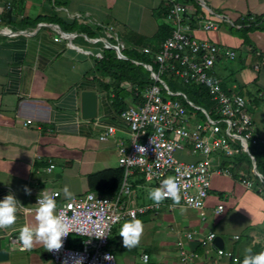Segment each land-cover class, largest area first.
I'll use <instances>...</instances> for the list:
<instances>
[{"label":"crops","instance_id":"1","mask_svg":"<svg viewBox=\"0 0 264 264\" xmlns=\"http://www.w3.org/2000/svg\"><path fill=\"white\" fill-rule=\"evenodd\" d=\"M196 1L200 7L196 15L212 18L218 27L203 31L192 15L188 19L190 31L199 39L235 52L233 59L224 53L214 63L213 71L225 90L250 99L254 130L263 143L264 135L260 134L264 133V0H201L216 15L206 13L202 2ZM165 6L166 0H0V200L11 192L23 206L14 229L0 231L1 247L8 252V258L0 264H56L42 246L21 251L9 241V236L16 235L20 227L34 224V196L41 191L57 190L62 199H67L62 191L65 186L74 195L86 192L87 175L119 166L117 148L120 140L127 143L128 127L111 98L92 79L96 73L95 59L106 48L98 40L105 29L100 26L111 27L117 33L122 49L148 46L154 50L160 44L159 26L167 24L161 13ZM69 12H79L83 18L73 19ZM222 15L234 26L221 20ZM37 17H57L67 25L75 21L78 27L66 32L46 19L33 23ZM250 17L258 23L251 24L247 20ZM240 27L248 29L247 42L234 30ZM85 89L95 90L98 96L97 116L92 119L81 118L80 93ZM27 119L31 122L24 124ZM107 125L115 127V134L102 141L99 135ZM245 153L251 161L249 147ZM230 158L233 157L225 158L224 167L231 175L211 177V190L225 192L222 198L226 199L210 195L205 203V219L198 210L171 202L141 215L169 219L159 221L158 227L165 228L164 231H156L159 238L155 242L160 245L155 248L161 249L162 259L148 256L150 262L180 264L172 252L183 249L200 255L197 264H237L249 247H254V253L264 251V229L259 223L264 219V194L256 190L260 184L252 180L256 177L251 173L252 165L247 160L239 162L238 157ZM48 159L54 164L51 170ZM243 178L252 181L251 188L242 182ZM139 179L143 181L138 182ZM148 182L141 175L130 176L131 191L123 197L126 207L153 203L143 199ZM25 186L31 195L25 194ZM218 204L223 205V211L215 213ZM115 230L118 241L109 248L116 249V255L124 249L115 246L122 241ZM210 231L227 237L230 245L226 248L222 238V249L232 253L236 261L217 256L210 247L212 242L201 247V238ZM122 255L124 260L135 263L132 253L123 251Z\"/></svg>","mask_w":264,"mask_h":264},{"label":"built area","instance_id":"2","mask_svg":"<svg viewBox=\"0 0 264 264\" xmlns=\"http://www.w3.org/2000/svg\"><path fill=\"white\" fill-rule=\"evenodd\" d=\"M166 4L170 5L165 16L170 26V34L160 42L157 50L148 46L135 48L138 52L152 54V62L157 65L156 69L149 63L132 59V62L142 64L148 70L151 84L142 93L144 98L142 103L131 105L118 113L127 124L129 139L127 143L120 140L117 148L118 165L123 169L117 192L113 195H102L86 191L70 199H62L59 191H50L57 194L58 211L63 212L71 229L58 253L47 252L56 264H79L78 260L81 259L82 264H117L115 254L108 248L109 236L113 226L118 223L117 218L122 221L131 218L132 213L137 217L138 214L147 210L154 211L161 206V204L155 206L154 203L135 208L125 206L123 197L131 191L130 176L135 171H138L145 180L152 182L154 188L159 187L162 180L168 177L180 180L183 189L180 204L198 210L200 216L205 219V203L208 190L211 188L212 175H231L222 164L223 158L235 152L231 140L238 141L244 149L262 142L254 130L249 109L250 99L239 92L225 90L213 71L214 63L224 53H227V58L233 59L235 52L194 36L190 31L188 19L192 15L196 17L203 31L215 30L218 24L206 15H196L198 11L189 2L166 0ZM202 5L206 13L216 15L204 5V2ZM6 7L10 8V4ZM67 14L73 19L83 18L79 12ZM84 16L88 14L84 13ZM221 20L234 26L224 15L221 16ZM247 20L251 24L258 23L254 17ZM100 27L105 29L98 36V40L114 49L121 57L122 45L117 33L111 27ZM165 73L173 74L182 83L205 86L214 103L215 117L210 116L206 109L191 102L182 91L170 89L163 79ZM124 87L127 88L126 85ZM130 88L131 85L128 84L127 89ZM107 95L112 97L113 93ZM177 96H181L193 109L200 110L204 118H199L196 113H189ZM30 122L31 120L27 119L24 124ZM114 134L115 127L107 125L99 139L104 141ZM137 144L147 149L144 155L138 153ZM251 160L254 161L253 156ZM53 167L54 164L48 159V170ZM252 172L258 175L262 183L256 187L257 192L264 194V176L255 168H252ZM242 182L247 187H252L251 180L243 178ZM40 193L34 196V203L37 202ZM221 209L223 205L218 204L214 211L220 213ZM101 230L106 232L107 238H95L94 234ZM18 234L10 235L9 241L10 244L21 247L17 240ZM214 237L215 233L210 231L205 238H201V246H209L206 244L211 243ZM70 239L76 243L75 246H69ZM180 244L178 246H181ZM215 250L219 257L237 260L228 251L219 248ZM179 252L180 264H196L197 253L186 252L183 249ZM106 255L112 256V260H105ZM144 256L147 255H140L141 264H144ZM148 262L149 259L147 264Z\"/></svg>","mask_w":264,"mask_h":264},{"label":"trees","instance_id":"3","mask_svg":"<svg viewBox=\"0 0 264 264\" xmlns=\"http://www.w3.org/2000/svg\"><path fill=\"white\" fill-rule=\"evenodd\" d=\"M186 2H189L193 6H195L197 11L200 9L199 2H197L196 0H188ZM7 5L8 3L6 4V6ZM169 7L170 5L166 4L165 8L161 9V13L164 15V17L166 16ZM41 19H46L56 23L58 26H60L63 31L66 32L74 31L78 27L75 21L70 25H67L57 17H37L35 21H33V23H36V21H39ZM241 28L242 27H240L239 29H231H234L235 32L240 33L244 41L247 42L246 34L248 29ZM83 30H85V28H83ZM169 34L170 26L166 23L161 24L158 28L157 33V38L159 39V41H163ZM158 47L154 48V50H157ZM132 59L143 63H149L152 65L153 69H156L157 67V65L152 62V54L150 55L143 52H138L134 49H121V57H119L114 49L106 47L104 49L103 55L100 58L95 59L96 73L92 75V79L97 82L100 91H104L107 94L111 92L113 93V96L111 97V102L114 109L118 113L127 109L131 105L142 103L144 101L142 93L145 88L151 84V80L148 77V70L142 64H136L132 62ZM165 78H168L167 81L165 80ZM163 79L165 80L166 84L170 89L174 91H182L191 102H193L197 106L206 109L210 116L215 117L214 103L210 99L208 89L205 86L197 85L194 83H182V81L178 80L176 76L169 73H165L163 75ZM125 81L129 82V84L131 85L130 89L124 88L122 86L123 82ZM177 98H179L182 103L187 107L189 113H196L199 118H204L200 110H196L190 107L181 96H177ZM231 144L239 150L242 149L238 141H231ZM243 152L247 158V163L250 165L251 161L248 154H246L244 150ZM249 152L255 158V165L257 170L258 168H260L264 171V142L250 145ZM238 159L239 162L242 163L243 159ZM260 173L264 176L262 172ZM122 175L123 169L119 166L90 173L86 177L88 191H92L96 194L113 195L117 192L119 188V185L122 180ZM134 176L140 178V173L138 171H135ZM142 181L143 179L138 180V182ZM133 187H135V184L133 185ZM210 195H213L214 198L218 197L220 200H222V192L220 191L216 192L214 190H211L210 188L208 190L207 199L208 197H210ZM165 202L172 201L170 200ZM140 216L141 215H138L137 219ZM118 223H116L112 228L111 234L109 236L108 248L110 247V244H117L118 234L115 229L117 228ZM68 244L69 246L76 245V243L72 239H70ZM115 246H118L119 248L121 247V245ZM252 249H254V247ZM115 250L116 249H114V252ZM237 264H242L241 260H238Z\"/></svg>","mask_w":264,"mask_h":264},{"label":"clouds","instance_id":"4","mask_svg":"<svg viewBox=\"0 0 264 264\" xmlns=\"http://www.w3.org/2000/svg\"><path fill=\"white\" fill-rule=\"evenodd\" d=\"M248 147H246V149H248ZM233 148L235 147L233 146ZM136 149L138 153L143 154V155L147 151L145 147L138 145V144L136 145ZM242 149L244 151L246 150L244 148ZM237 152H240V150L235 148V152L226 158L235 157ZM224 160L225 158L222 159L223 165H224ZM253 165H255V158H254V161H252V168H254ZM255 169L257 170L256 165H255ZM256 177L258 179V175ZM258 182L261 186L262 183L259 181V179H258ZM182 190L183 189H182V184L180 180H178L175 177H168L162 180L159 187L151 188L148 192V196L155 206H159L160 204L162 206V204L165 201H170V200L172 201L171 203H173L174 205H180V202L182 199V195H181ZM24 191L26 195H31V190L28 189L26 186L24 188ZM62 191L66 198L70 199L74 195L69 190L68 186H65ZM56 195L57 194L50 193L48 191H42L40 193V196L37 199V202L35 203L37 207L34 209V212H35L34 224L23 225L18 230L19 234L17 233L18 234L17 240L21 246L20 247L21 251H31L37 245L42 246V248L46 252H51V253H58L62 249L64 239L69 235L71 229H70L69 223L67 222V218L65 217L63 212L58 211ZM21 208H23V206L16 199L15 195L11 192L5 195L2 200H0V231L14 229V226L17 224L18 214ZM148 211L150 210H147L146 212ZM221 211H223V209H221ZM142 214H138V215H142ZM126 219H129V220L125 221L120 226L119 236L122 238L123 247L131 251L132 249L138 247L140 244L141 238L144 234V224L140 219H137V217L135 216V213L131 214V218H125V220ZM117 222H119V218H117ZM12 236H15V235H12ZM94 236L97 239L107 238L106 232L103 230L96 232ZM201 247L204 248L206 246H201ZM210 247L214 250L215 248H218L214 244L211 245ZM219 249H222V248H219ZM111 251L114 253V250H111ZM245 253L246 254L243 257L242 264H264V251L254 253L253 249L249 247L245 249ZM142 254L147 255L146 253H142ZM197 255H198L197 261H198L200 258V255L198 253ZM147 256L143 257L144 264H147V259H148ZM104 259L112 260V256L106 255ZM228 260H231V259H228ZM78 261H79V264H82V259ZM197 261H196V264L198 263ZM149 263L150 261L148 262V264Z\"/></svg>","mask_w":264,"mask_h":264},{"label":"rangeland","instance_id":"5","mask_svg":"<svg viewBox=\"0 0 264 264\" xmlns=\"http://www.w3.org/2000/svg\"><path fill=\"white\" fill-rule=\"evenodd\" d=\"M104 44V43H103ZM105 45V44H104ZM106 46V45H105ZM106 47H108V46H106ZM108 48H110V47H108ZM167 79L168 78H165V80L167 81ZM124 83V85H126L127 86V88H128V84H129V82H123ZM257 125V127H258V124H256ZM262 127L264 128V126H263V124H262ZM259 131H260V129H259ZM261 136L262 135H264V133L261 131V134H260ZM258 156V155H257ZM235 157H238V158H242L243 159V161H245V160H247V158H246V156H245V154H244V152H243V150L241 149L240 150V152H237L236 153V155H235ZM254 157V156H253ZM234 158V157H233ZM233 158H230V159H233ZM230 161V160H229ZM228 161V162H229ZM228 162L226 163V164H228ZM250 165H252V161H251V164ZM258 170L260 171V172H262L263 174H264V171L262 170V169H260V168H258ZM251 173H253L252 172V170H251ZM254 174V173H253ZM226 178V177H225ZM254 182H257L258 180H257V178L256 177H253V179H252ZM151 184H152V187L154 188V184L151 182H148L147 183V185H148V188H145L144 189V192H145V195H144V197H143V199L145 200V201H148V200H150L149 199V196H148V192H149V190L151 189ZM218 192V191H217ZM224 194H225V192H222V197H224ZM223 199V201H225V199L226 198H222ZM190 211V210H189ZM138 219H140L142 222H143V224H144V234H143V236H142V238H141V241H140V244H139V246L138 247H136V248H134V249H132L131 251H129V250H127L125 247H123V245H122V241H120V245H121V247H122V249H124L123 251H127V252H129V253H132L134 256H135V263H133V261H130V260H124L122 257L124 256V255H122V252L123 251H117V253H116V262H117V264H141V261H138L139 260V256H140V254L141 253H144V252H146V254L148 255V256H150L153 260H155V259H162L161 257H160V254H161V249H157V248H155V246L156 245H160V243H157V242H155V240H156V238H159L158 236H159V234H157L156 233V231H159L160 230V228L158 227L159 226V221L160 222H164V218L163 217H158V218H155V219H151V218H149V217H144V218H142L141 216L138 218ZM128 220V219H127ZM127 220H123V221H121V222H119L117 225V231H119V229H120V226L125 222V221H127ZM165 222H169V219H167L166 218V220H165ZM259 223H261L260 225V228L261 229H264V219H262ZM168 224V223H167ZM263 226V227H262ZM164 229L165 228H163V229H161L160 230V232L161 231H164ZM168 229V227L166 228V230ZM118 234V233H117ZM163 235H165V233H163ZM222 238L224 239V241H225V245H226V248L227 247H229V245H230V242L228 241V239H227V237L226 236H222ZM242 238H244V237H242ZM172 251V250H171ZM173 254H174V256H176V257H174V258H177V260H180V258H181V255H180V252L178 251V250H174L173 252H172ZM232 260V259H231ZM149 264H162V263H159V262H156V263H154V262H150Z\"/></svg>","mask_w":264,"mask_h":264},{"label":"water","instance_id":"6","mask_svg":"<svg viewBox=\"0 0 264 264\" xmlns=\"http://www.w3.org/2000/svg\"><path fill=\"white\" fill-rule=\"evenodd\" d=\"M81 101V118L82 119H92L97 116V106H98V96L95 90H82L80 93ZM255 168V165H253ZM212 243L218 247L223 248V239L221 236L216 235L212 240ZM8 258V252L1 247V237H0V261L6 260Z\"/></svg>","mask_w":264,"mask_h":264}]
</instances>
